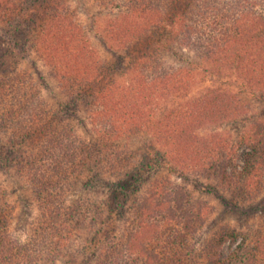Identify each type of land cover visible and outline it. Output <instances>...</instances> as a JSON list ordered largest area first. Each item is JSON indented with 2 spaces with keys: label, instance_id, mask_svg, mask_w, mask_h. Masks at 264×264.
Wrapping results in <instances>:
<instances>
[{
  "label": "trees",
  "instance_id": "16d2710c",
  "mask_svg": "<svg viewBox=\"0 0 264 264\" xmlns=\"http://www.w3.org/2000/svg\"><path fill=\"white\" fill-rule=\"evenodd\" d=\"M101 1L126 8L108 19L104 30L125 69L99 58L65 0H0V21L24 27L26 47L51 65L64 92L80 99L94 134L91 141L83 138L65 122L61 110L60 117L39 99L19 50L0 55V130L6 136L0 169L5 170V162L17 169L31 187L38 211L29 236L15 237L14 210L8 191L0 186V264L54 263L73 252L74 233L81 229L103 241L95 264H188L185 231L196 226H183V238L171 236L180 222L172 216L191 206L182 187L167 180L154 183L137 197L128 219L111 223V215L117 208L123 213L144 178L143 165H135V154L123 142L141 131L151 132L176 162L216 176L234 198L255 199V186L264 179V130L258 136L246 130L243 140L250 151L241 170L223 136L191 135L239 114L243 106L235 96L214 91L159 116L162 102L184 92L195 73L190 63L165 64L160 54L168 49L157 42L168 29L202 62L234 66L264 90V14L255 9L264 0ZM89 169L98 180L102 175L113 179L107 182L110 199L68 201L70 182Z\"/></svg>",
  "mask_w": 264,
  "mask_h": 264
},
{
  "label": "rangeland",
  "instance_id": "374dc122",
  "mask_svg": "<svg viewBox=\"0 0 264 264\" xmlns=\"http://www.w3.org/2000/svg\"><path fill=\"white\" fill-rule=\"evenodd\" d=\"M65 4L74 12L99 58L115 62L119 69H125L126 62L117 60L120 52L113 49L117 48L112 46L114 43L104 31L107 20L123 12L125 6H110L105 2L103 4L101 0H65ZM255 9L264 14V3L258 2ZM18 27L0 21V55L8 49L19 50L20 63L32 75L39 99L54 109L60 117L61 110L65 122L70 123L77 134L91 141L94 134L87 124L80 99L62 90L59 79L53 75L51 65L26 47L27 43L22 39L24 27ZM157 42L163 43L168 49L160 54L165 64L188 66L190 63L193 64L191 68L195 73L190 86L184 92L162 102L159 116H166L200 97L215 93L214 91L228 92L235 96L243 106L239 114L231 115L219 123L205 125L191 135L196 137L194 139H206L212 134L223 136L229 148H234V162L241 170L245 154L250 151L249 145L243 140L246 130L253 136L259 130H264V90L250 83L234 66L220 67L202 62L194 49L182 46L175 33L173 35L168 29L160 32ZM74 103L79 104V107L76 108ZM72 111L73 114L70 113ZM80 121H84L86 126L83 127ZM5 137L0 130V154L4 153ZM123 142L135 154V165L138 168L140 164L143 165L141 167L144 168V178L143 181L140 180L136 193L130 195L123 213L121 208H117L111 215V223L128 219L133 214L132 207L137 197L143 195L154 183L167 180L168 184L182 187L186 191L184 198L191 204L188 207L190 214L188 208H184L172 216L174 221L180 222L175 224L176 228L171 232V236L175 234L176 237H182L183 226H196L194 231H185L188 245L184 246H188L190 256L188 264H264V179L255 186L254 191L258 192L255 199L244 201L245 199L234 198L216 176L192 170L176 162L151 132L135 133L123 139ZM3 165L7 167L5 170L0 169V186L8 191L7 196L14 210L11 232L15 237L24 240L31 233L38 213L36 198L28 183L17 175V169L6 162ZM93 175L94 170L89 169L73 178L68 188V201L75 203L91 198L103 202L110 199L108 181L113 179L102 175L98 180ZM88 179L91 183L86 184ZM197 205H201V215L196 213ZM124 223L129 225L128 220ZM102 244V239L95 232L81 229L74 233L73 252L67 257L57 258L51 264H95Z\"/></svg>",
  "mask_w": 264,
  "mask_h": 264
}]
</instances>
